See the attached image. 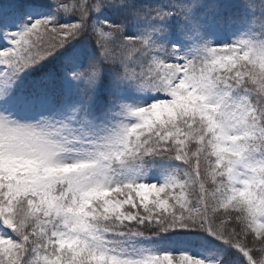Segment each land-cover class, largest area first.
Wrapping results in <instances>:
<instances>
[{
    "label": "snow or ice",
    "instance_id": "obj_1",
    "mask_svg": "<svg viewBox=\"0 0 264 264\" xmlns=\"http://www.w3.org/2000/svg\"><path fill=\"white\" fill-rule=\"evenodd\" d=\"M0 264H264V0H0Z\"/></svg>",
    "mask_w": 264,
    "mask_h": 264
}]
</instances>
